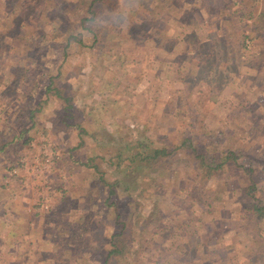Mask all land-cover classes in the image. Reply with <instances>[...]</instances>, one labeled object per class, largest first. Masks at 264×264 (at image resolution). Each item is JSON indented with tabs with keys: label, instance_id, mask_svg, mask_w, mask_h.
<instances>
[{
	"label": "rangeland",
	"instance_id": "rangeland-1",
	"mask_svg": "<svg viewBox=\"0 0 264 264\" xmlns=\"http://www.w3.org/2000/svg\"><path fill=\"white\" fill-rule=\"evenodd\" d=\"M261 2L0 0V264H105L116 234L109 264H264V42L236 13Z\"/></svg>",
	"mask_w": 264,
	"mask_h": 264
},
{
	"label": "trees",
	"instance_id": "trees-1",
	"mask_svg": "<svg viewBox=\"0 0 264 264\" xmlns=\"http://www.w3.org/2000/svg\"><path fill=\"white\" fill-rule=\"evenodd\" d=\"M228 4V3H227ZM226 4V6H227ZM240 5H242V3H240ZM236 6V4L233 5L232 8H234ZM242 9H239L236 11V13L241 17V18H246L247 21L251 22V24L248 23H243V25H240L241 29H244V27H247L248 29L252 30V32H254V34L257 37L262 38V42H264L263 38H264V0H262V2L256 6H254V10L256 11V9H258L260 7L261 12L259 13V15H256L254 10L251 9H247L246 7H244V5H242ZM82 23L85 22V20L81 21ZM239 28V27H238ZM87 29V28H86ZM233 32L230 34H234L237 35V31H239L236 28V25L234 24L232 27ZM244 32L246 33V31L244 30ZM228 34L229 38H231V35ZM72 37H70L71 39ZM247 36H245L246 41H244V43L241 44V47L244 48L246 45L245 42H247ZM228 42V43H227ZM221 47L218 51H212L210 53H208V55L206 56V58L204 59V63L206 64V67L209 69V67L211 66L210 63H212V60L209 58L210 56H215L219 55L220 53H222L221 56L225 55L226 53H229L230 56H234V50H235V46L231 43V40L227 39H222V41H220ZM230 46V47H229ZM227 48L229 49V52L227 51ZM261 55V53H260ZM259 55V56H260ZM242 56V55H241ZM255 58H257V55H254ZM256 68H258L257 65H255ZM213 67V65H212ZM202 69L205 70V72H207V70L204 68V66L202 65ZM188 143L191 142L190 139H187ZM186 141L184 142H180V144L175 145L173 147L167 148V147H161V148H156L152 151V154L149 155H139V160L138 162H142L145 163V168L146 169H157V168H169L172 167V165H175L176 162H180V160L178 159L177 155L178 153L180 154L181 151H184V153L186 152L187 149L186 148ZM190 148V147H189ZM192 151H193V156L192 158H196L199 161V170L202 171V173L204 174L205 178L207 177V179H210L212 177H216L220 172L224 171V169L227 166L230 165H237V158L235 156V154L233 153V151H229L227 150L224 153H219V152H207L205 150L200 151L194 147H191ZM182 160V158H181ZM195 160V159H194ZM135 161V159L133 160ZM132 161V162H133ZM85 167H88V169L93 168L94 170H97L96 165H90L89 163H85L84 164ZM251 172V170H250ZM104 179H101V181H103ZM104 184L106 185V187H109L110 189V199L113 201L114 199H112L113 196H116V191L114 190L116 187L115 183H112L110 181H108L106 179V181L104 182ZM249 189V190H248ZM247 191H246V196L249 199H252L251 201H253V206L250 214L252 215L253 219H261L264 218V205L261 204V202H259V200H257L255 198L254 195V185L253 187H248ZM207 200H210L207 198ZM122 234H116L114 235L112 238V243H111V249L108 252V255L106 257L105 260V264H109L110 260H118L116 259L117 256H119L120 254H122L121 252V243L119 241V238H121Z\"/></svg>",
	"mask_w": 264,
	"mask_h": 264
}]
</instances>
